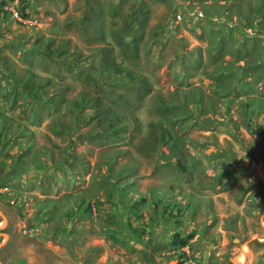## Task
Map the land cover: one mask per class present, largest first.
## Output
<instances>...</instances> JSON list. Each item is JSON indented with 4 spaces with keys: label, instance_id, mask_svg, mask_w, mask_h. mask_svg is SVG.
<instances>
[{
    "label": "rangeland",
    "instance_id": "rangeland-1",
    "mask_svg": "<svg viewBox=\"0 0 264 264\" xmlns=\"http://www.w3.org/2000/svg\"><path fill=\"white\" fill-rule=\"evenodd\" d=\"M112 1L0 0V61L22 75L21 43L47 38L90 54L78 21L92 4L108 12ZM146 1L141 58L131 64L116 53L153 92L136 112L140 129L68 149L69 162L85 160L89 174L53 163L73 136L53 132V117L32 96L24 101L41 124L11 110L0 75V115L14 116L10 129L0 125L5 264H151L146 255L154 264H264V0ZM41 64V76L64 73ZM65 80L74 93L82 86ZM175 234L186 245L174 244Z\"/></svg>",
    "mask_w": 264,
    "mask_h": 264
},
{
    "label": "trees",
    "instance_id": "trees-1",
    "mask_svg": "<svg viewBox=\"0 0 264 264\" xmlns=\"http://www.w3.org/2000/svg\"><path fill=\"white\" fill-rule=\"evenodd\" d=\"M129 2L130 0L112 1L108 12L102 6L92 4L88 12L79 19L83 40L86 45L94 46L89 55L84 54L78 44L71 45L70 39L55 45V39L47 38L41 40V45L25 43V41L21 43L23 49H20L21 57L26 63L22 75L17 74L12 67V61H0L1 78H8L2 93V101H6L13 111L21 108L27 117H33V123L41 124L44 117L39 116L37 110L24 101L26 97L32 96L40 105L39 111H46L53 117L51 121L53 132L57 134L63 132L73 136L69 146L58 145L61 151L60 158L52 159L57 166L69 164L67 173L72 169L79 174L77 167H81L82 174L90 173V165L85 160L75 157L79 162L77 160L69 162L67 158L69 148L74 149L78 144L84 143L112 142L111 140L117 139L122 132L129 133V130L134 132L135 129H140L134 124L138 121L136 112L153 92V82L133 67L124 65L118 56L122 55V58L131 64H136L141 58L150 12L146 6L147 1L140 0L135 9L131 4L129 15L124 17L122 13ZM3 3L6 4V1ZM20 13L23 18L29 16L25 6ZM107 15L112 18L111 27L106 26ZM120 16L121 22H119ZM258 25L264 29L262 22ZM108 33L112 42L106 39ZM6 44L10 46V43L6 42ZM2 51L3 47L0 46V52ZM117 51L121 54L117 55ZM41 63L56 66L64 73L51 72L49 76H41L36 69L41 66L47 69ZM241 69L249 73L251 64H243ZM231 74L230 71L229 75ZM66 76L82 84L76 93H74L76 84L72 87L74 83L66 81ZM244 82L252 85L250 80L245 79ZM187 110L189 108L185 107L186 112ZM88 113L91 116L87 117ZM66 115L70 116V120L64 118ZM13 118L14 116L0 115V125L7 124L9 127ZM85 125H89L90 128L85 129ZM31 141L32 139L29 141V146L32 147ZM180 239L179 234H175L173 243L186 245L187 240ZM145 257L154 264L152 257L148 255Z\"/></svg>",
    "mask_w": 264,
    "mask_h": 264
},
{
    "label": "water",
    "instance_id": "water-1",
    "mask_svg": "<svg viewBox=\"0 0 264 264\" xmlns=\"http://www.w3.org/2000/svg\"><path fill=\"white\" fill-rule=\"evenodd\" d=\"M0 215L2 217V222L0 224V229H3L7 224V216L4 214V212L0 208ZM0 235L4 237V241L0 243V249L2 246L7 242V239L9 238V234L5 232H0ZM0 264H5L1 258H0Z\"/></svg>",
    "mask_w": 264,
    "mask_h": 264
}]
</instances>
